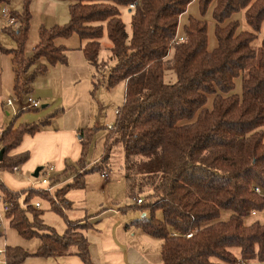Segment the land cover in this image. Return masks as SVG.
Masks as SVG:
<instances>
[{"label": "trees", "instance_id": "16d2710c", "mask_svg": "<svg viewBox=\"0 0 264 264\" xmlns=\"http://www.w3.org/2000/svg\"><path fill=\"white\" fill-rule=\"evenodd\" d=\"M11 1L0 0V9ZM55 1L69 3V21L40 26L30 56L25 46L32 0H23L19 10L10 11L18 27H5L3 32L15 47L0 46V53L10 56L14 96L30 95L33 82L49 67L66 65L68 50L55 42L77 36L85 61L95 71L92 93L123 84L124 100L107 129L99 163L88 167L86 160L98 129L77 130L80 157L51 182L74 177L54 194L37 188L10 191L0 181L8 226L20 237L40 242L32 253L6 246L5 264L71 255L92 264L86 237L92 225L67 220L65 211L72 204L66 195L83 189L88 174L106 171L115 147L123 152L125 194L134 201L122 211L147 212L126 227L161 241L162 264L264 261V36L258 38L264 0H198L202 20L188 19L182 41H176L179 18L192 0ZM123 8L130 13V32L121 17ZM210 9L216 40L212 51L204 19ZM240 12L246 29L232 20ZM103 37L111 44L110 68L99 59ZM167 72L175 76L173 83H165ZM237 80L239 94L234 93ZM208 97H213L210 108ZM21 112L0 131L3 172L13 173L28 160V152L13 156L10 152L24 136L48 127L57 113L15 127ZM37 201L47 202L65 220L63 234L43 223V211L33 205ZM223 211L231 213L225 221L220 220ZM254 211L261 219L246 224Z\"/></svg>", "mask_w": 264, "mask_h": 264}, {"label": "rangeland", "instance_id": "374dc122", "mask_svg": "<svg viewBox=\"0 0 264 264\" xmlns=\"http://www.w3.org/2000/svg\"><path fill=\"white\" fill-rule=\"evenodd\" d=\"M38 1V0H35ZM52 5H41L35 3V10L36 13L41 18V23L44 24L46 28L56 25H64L67 24L69 21V14H68V2H58L52 0ZM21 6V5H20ZM6 7V6H3ZM12 10H19L20 7L16 6L13 0L9 7ZM31 10V9H30ZM187 12L190 14H198V6L197 2L193 0L190 5L188 6ZM32 14V13H31ZM10 16L15 20L13 15L10 13ZM65 16L64 21L65 23H58L61 22L60 19ZM121 17L123 22L126 25V29L130 32V13L127 8L121 9ZM211 18V15L209 16ZM37 19V16H35ZM55 20V21H54ZM232 20H238L241 23V28L246 29L244 25L242 12L237 15H234ZM15 26H7L5 20L1 17L0 14V46L5 49H13L15 44L11 40V38L3 32L5 27H11L12 29H16L18 27V22L15 20ZM39 20H31L30 30L29 33H38L37 27ZM57 22V23H55ZM208 35L210 43L213 42V28L208 26ZM264 36V24L262 26V30L258 35L259 40ZM259 40L257 41L256 45H258ZM110 42L103 37L101 39V50L99 53L100 61L108 62V68L113 66L114 61L110 60ZM26 51V46H25ZM29 51V50H28ZM31 52L27 53V56H30ZM67 63H68V56H67ZM11 60L9 55H4L0 53V131L5 129L9 123L13 120L14 116L16 115L9 107H6L7 100H11L13 102L14 107L17 109L23 104L22 100H18L17 97L14 96L12 87H13V74L11 71ZM79 73V72H78ZM95 71L92 69V75ZM107 72H105V75ZM75 71L69 69L63 75V81H69L67 86L64 90H60L59 86L51 87L52 89V100L51 101H44L43 98L34 97L40 102V107L36 110H24L20 113L16 123L19 124H33L37 123L40 120L50 116L51 114L55 115L50 120L53 127L59 128L65 123H69L71 121H78L79 127L82 128H97L98 130L95 132L92 142L89 146L88 153L86 160L89 163L88 167H91L93 161H99L102 157L103 150H104V140L105 135L107 133L108 125H112L115 119V113L117 109L122 105L124 100V92L122 84L116 85L111 89H106L104 87L98 88L94 93H92L91 88L89 92L86 89L85 81L80 80L78 82H70L71 79L75 80ZM40 78V77H38ZM37 78V79H38ZM102 78V75H99V79ZM36 79V80H37ZM165 83H173L175 81V76L171 72H167L164 78ZM92 82V78H91ZM35 83V85H34ZM35 90L42 88L43 90V83L42 80H39L38 84L34 81L32 84ZM92 87V86H91ZM41 93V92H40ZM234 93H240V82L239 80L236 81V87ZM42 94V93H41ZM27 96V95H26ZM88 97L89 100L85 102V98ZM23 99V97H21ZM58 99H62V103H59ZM213 97H208L207 107L210 108L211 102ZM50 100V99H49ZM89 101V102H88ZM47 105L46 108H42L43 106ZM16 127V126H15ZM54 129V128H53ZM18 150V149H17ZM13 151V150H12ZM11 151V152H12ZM10 152V153H11ZM99 163V162H98ZM123 163V152L120 147H115L112 151L108 168L103 171L108 176V185L104 183L105 179L101 175L102 173L93 172L88 174L85 177V187L79 190H71L69 194V199L72 202L71 210L65 211L67 216V220L74 221L84 217H90L97 214L101 209L110 208L116 209L119 211L120 216L129 217L134 216L132 220L140 219L145 214H142L140 211H132L126 210L125 212L122 211L124 207L132 205L134 201L128 198L125 194V185L123 180V171L121 169ZM41 167L44 169L40 172L39 179L43 177V172H46V167H49L47 164L42 166L34 167V169L27 173V175L22 176L21 171L15 173H7V172H0V174L6 180L9 188L13 191L21 190L24 184L29 185L32 188H35V182L39 179H34L31 177L33 172ZM83 170H80L82 172ZM56 174L54 172H49L47 178H53ZM71 177V176H70ZM67 179H61V182L52 183V185H56L54 191L50 194H54V192L64 185V182ZM25 186V185H24ZM8 188V187H7ZM23 189V188H22ZM10 190V191H11ZM68 198V197H67ZM0 201L3 203V197L0 196ZM56 200V199H55ZM40 203L39 209L43 211L41 215V220L45 225L52 228L57 234L61 235L65 231L66 223L65 220L51 210L50 205L45 201H37ZM35 203V202H34ZM231 215L230 212L223 211L221 213L220 220L225 221ZM0 216H1V227H0V248L4 246L9 247H19L24 251L29 253L35 252L40 242L37 238L33 239H24L20 237L13 229L8 226V223L2 213V208H0ZM157 216L159 217L160 214L158 213ZM107 219V218H106ZM104 219L101 224L98 225V228L105 232V224L107 220ZM261 219L260 217H249L246 218L244 221L246 224H250L254 220ZM87 223V222H84ZM83 223V224H84ZM97 226V224H96ZM93 235V234H92ZM139 235L147 240V242L143 241V246L147 248L149 252H156L159 250L161 245V241L156 238H152L148 235L139 232ZM4 262V256H0V262ZM58 261V262H57ZM60 264V260L52 259V258H27L21 264Z\"/></svg>", "mask_w": 264, "mask_h": 264}, {"label": "crops", "instance_id": "0c3cea01", "mask_svg": "<svg viewBox=\"0 0 264 264\" xmlns=\"http://www.w3.org/2000/svg\"><path fill=\"white\" fill-rule=\"evenodd\" d=\"M22 1L23 0H13L16 6L19 7L22 4ZM195 1L197 2V6H198V0ZM35 3L41 5H52L53 3L52 0H38V1L32 0L30 5V9L32 13V21L34 22V20L37 21L39 20V22L37 23L38 24L37 30H38L39 27L44 26V24L41 23V18L36 13ZM8 10L11 11L12 9L8 8ZM210 15H211V9L208 11L204 19L208 22L209 28L210 27L213 28L214 23L212 22L211 18H209ZM35 16H37V19H35ZM189 18L202 20L201 16L199 15V11L198 14L195 13L189 14L186 10V12L182 14L179 18L176 38L178 39L183 38V28L188 23ZM64 19L65 16L62 17L60 19L61 22L58 23L60 24L65 23L62 22L64 21ZM37 43H38V33H29L28 40L26 43V51H25L26 55L28 52L32 51L33 47H35ZM55 44L57 46L65 47L68 50L67 51L68 63L66 65H56L49 67L48 72L44 76H40V78L38 79L36 78L37 79L35 80L36 84H38L39 80H42L44 89L40 90L42 88L39 87V89L35 90L32 87L31 95L32 96L34 95V97L37 98H43L44 101L46 102L51 101L53 97L51 87H53L54 89L55 87L59 86L60 90H64V88L69 83V81H66V83H64L63 81V75L69 69L75 71V75H74L75 80L71 79L70 82H78L84 79L86 89L89 92L91 88L92 68L85 61L83 57V54L80 50L82 47V43L79 40V38L77 36H72L68 39H58L56 40ZM215 47H216V40L214 36H213V42L210 43L209 35H208V50L212 51ZM11 71H12V67H11ZM13 79H14V75H13ZM122 86L124 92L125 87L123 84ZM58 100L59 103H62V99H58ZM87 100H89L88 97L85 98V102ZM46 107L47 105L43 106L42 108H46ZM14 109L17 111L20 109V107ZM78 123H79L78 121H71L69 123L63 124L59 128L53 127V124L50 123L48 127L43 128L40 132H38L34 136H24L20 145L10 153V155L12 156L22 154L25 152H28L29 154L28 160L22 166L18 167L19 170L18 172L21 171L22 176H24L27 175L28 172L32 171L34 167L47 164L49 167L53 169V172L56 175H58L64 171L66 165H73L80 157V151H81L79 144V137L77 135V130L81 128L79 127ZM18 124L19 123H15L14 126H17ZM110 126L111 124L108 125V127ZM95 162L98 161L97 160L93 161L92 164ZM73 177L74 176L69 177L68 180L65 182H71ZM0 181L6 187H8L9 190H11L6 180L1 174H0ZM104 183L108 185L107 181H105ZM24 185L22 186L23 189L21 188V190L15 192H20L22 190L32 188L29 185L26 184ZM69 194L70 191L66 195V199L72 204V202L69 199ZM0 196H2L1 193ZM3 207L4 205L0 201V208L3 209ZM71 208L69 210H71ZM133 217L134 216L122 217L119 215V211H117L116 209L105 208V209H101L94 216L84 217L78 220H74V221H81V223L87 222L92 225V227L89 228L88 231L86 232V237L89 242V251H90L92 264H162L159 256L160 247L159 250L156 252L155 251L149 252L147 248L143 246V241L147 242V240L141 237V235H139V232L141 231L133 227H126L132 221H135L132 220L134 219ZM104 219L107 220L105 224L106 227L105 232H103L101 229L98 228V225L101 224ZM56 260H60V262H62L60 264H83L78 257L73 255L58 258Z\"/></svg>", "mask_w": 264, "mask_h": 264}, {"label": "built area", "instance_id": "2783aa9c", "mask_svg": "<svg viewBox=\"0 0 264 264\" xmlns=\"http://www.w3.org/2000/svg\"><path fill=\"white\" fill-rule=\"evenodd\" d=\"M129 8L132 9L133 5H130ZM0 14H1V17L5 20V23L7 26H15L14 25L15 20L10 16V11L6 7H2L0 9ZM182 40H183V38H180V39L176 38V41H182ZM21 99H18V100H21ZM22 101H23V104L20 106V109L17 111L14 109L15 107H14L13 102L11 100H7L6 107H9L11 109V111H13L15 114H17L20 111H24V110H36L40 107V102L37 99L33 98L31 95L24 96ZM110 127H108V128H110ZM46 169H47V171L43 172V177H41L40 179L38 177L37 179H39V180L36 181L34 184H35V188L41 189L46 193H51L52 191H54V189L56 188V186L58 184L60 185L62 183L52 185L51 178H47V176L46 177H44V176L47 175V173H49V172H53V169L51 167H46ZM43 170L44 169H42V171ZM18 171L19 170L17 167L13 168V170H12L13 173L18 172ZM102 176L105 179V181L108 180V176L105 172L102 173ZM254 191L257 194H261L259 188H254ZM137 203L140 204L141 201H137ZM33 205L35 208H38V209L40 208V204L37 202L33 203ZM7 209L8 208L4 205V207L2 209V213L4 215H5V212L7 211ZM257 216H258V212H255V211L250 214V217H257ZM1 222L2 221H1V216H0V227L2 225ZM4 252H5V246L3 248H0V256H4ZM0 264H5V261L4 262L1 261ZM240 264H245V263L241 262ZM248 264H264V261L252 262V263H248Z\"/></svg>", "mask_w": 264, "mask_h": 264}, {"label": "water", "instance_id": "95a60500", "mask_svg": "<svg viewBox=\"0 0 264 264\" xmlns=\"http://www.w3.org/2000/svg\"><path fill=\"white\" fill-rule=\"evenodd\" d=\"M3 154H4V149H0V161L2 160ZM41 171H42V168H41V167L37 168V169L33 172L32 177L35 178V179L38 178L39 173H40Z\"/></svg>", "mask_w": 264, "mask_h": 264}]
</instances>
